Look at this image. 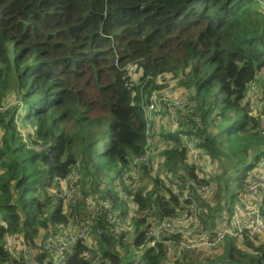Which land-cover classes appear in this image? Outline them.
Instances as JSON below:
<instances>
[{
    "label": "trees",
    "instance_id": "1",
    "mask_svg": "<svg viewBox=\"0 0 264 264\" xmlns=\"http://www.w3.org/2000/svg\"><path fill=\"white\" fill-rule=\"evenodd\" d=\"M133 6L140 9L127 10ZM132 62L143 70L141 86L123 68ZM167 74L172 85H159ZM263 77L260 0H0V108L10 88L21 100L0 112V264H61L60 245L46 242L72 220L91 227L94 246L68 243L66 264H97V257L98 264H166L163 243L148 246L147 226L193 201L208 207L213 226L264 159L261 119L246 99ZM141 87L184 97L175 105L182 133L199 141L219 172L200 177L186 163L179 132L154 137L175 142L163 152L168 178L139 160L154 136ZM261 103L264 113V80ZM19 120L31 125L25 134ZM133 165L139 170L128 186L121 177ZM69 177L81 193L64 203L58 181ZM207 185H214L212 202L200 191ZM7 236L31 252L12 255ZM222 247L218 255L184 253L172 264H264V236L228 238Z\"/></svg>",
    "mask_w": 264,
    "mask_h": 264
},
{
    "label": "built area",
    "instance_id": "2",
    "mask_svg": "<svg viewBox=\"0 0 264 264\" xmlns=\"http://www.w3.org/2000/svg\"><path fill=\"white\" fill-rule=\"evenodd\" d=\"M115 65L119 66V61H115ZM143 70L136 64L130 63L127 67V76L130 78V83H138L143 75ZM165 94L175 95L169 88L165 90ZM166 95L163 98H159L156 92L151 94L149 117L151 112L157 108V100H166ZM184 97L173 99V103L182 107L185 104ZM254 107V105H253ZM187 111L186 108H184ZM0 112H3V108H0ZM178 126L179 120L177 117ZM2 128L0 125V133ZM174 133V132H172ZM156 135L148 138V146L146 153L139 160L152 163V155L155 152V147L173 146L174 142L168 138L165 141L155 140ZM160 137L159 135H157ZM179 137L182 139V146L186 149V163L191 166H196L200 177H204L205 172H209L213 169V164L203 150L199 148V141L194 136L186 135L179 131ZM163 149V150H164ZM138 166L133 165L130 172L124 173L121 180L128 186H130V175L138 173ZM212 172V171H211ZM210 172V173H211ZM69 181L64 178L59 179L60 192L64 203H68L72 198L80 195L79 187L71 186L73 179L69 177ZM206 179H209V175ZM57 184V182H56ZM70 184V185H69ZM58 190V189H57ZM203 193V198L210 196L214 191V185H207L201 187L200 190ZM123 197L129 199L130 196L126 194L124 190H121ZM188 198V196H186ZM132 215L135 217L136 206L131 207ZM209 213L208 207L202 206L199 202L193 201L191 204L184 203L178 210L174 217L165 219L158 223H152L146 228V237L148 246L154 247L158 243H163L167 250L166 261L169 263L171 259L180 258L184 253L194 251L198 248H206L210 250H216L222 246L223 242L228 238H234L239 243H244L247 239H256L264 236V159H261L252 168L247 184L243 191L239 194L235 201L229 199V203L224 205V209L218 214L214 225L211 222H206L205 217ZM137 214V213H136ZM121 229L128 228L126 223L119 222ZM87 227H84L86 230ZM68 231V230H67ZM67 231H62L58 235H50L46 242V247H52L53 245H60L58 252L61 264H66L65 252L68 250V243L71 240L66 236ZM80 239L85 243L89 241L92 246V241L87 237L86 231L81 234ZM8 245L6 247L12 255H16L20 251H25L26 254L31 250L25 245L23 239H18L16 245L13 243L15 240L11 236H7L6 240ZM60 243V244H59ZM166 262V263H167ZM30 264H38L34 259H30Z\"/></svg>",
    "mask_w": 264,
    "mask_h": 264
},
{
    "label": "rangeland",
    "instance_id": "3",
    "mask_svg": "<svg viewBox=\"0 0 264 264\" xmlns=\"http://www.w3.org/2000/svg\"><path fill=\"white\" fill-rule=\"evenodd\" d=\"M260 3L263 5L264 7V2L260 0ZM130 63L124 65V69L127 71V67L129 66ZM119 66H121V64H119ZM173 76H171L170 74L164 75L163 77H161L160 79L157 80L159 85H172L173 83ZM263 80L264 77L259 79L256 82L251 83L249 91L246 95V99L250 104H253L254 107L250 108L251 113L256 116L259 117L261 119V123H262V127L261 130L263 131L264 134V113H263V107H262V103H261V97H262V84H263ZM137 86H141V83H137ZM167 87H162L159 89H154L152 90L150 93H146L145 91L142 90V87L140 89L141 91V96L147 100V103H143V114L144 116L148 119L149 122V132L153 135H165L168 133H172V132H179L180 130H182L181 128H179L178 126V121H177V114H176V107L175 104L173 103V99H178L180 98L179 96H175L172 94L166 95L165 94V90ZM153 92H156L159 96V98H163L164 95H166V100H157V108L156 110H153L150 114L151 117H149V110L148 108L150 107V99H151V94ZM7 97L5 99L4 104L2 105L3 111H6L10 106L16 105L19 106L21 103V100L19 98V96L17 95V92L15 91V89L10 88L7 90ZM175 94H178V91H175ZM19 122V126H20V130H22V132L25 134L28 130V128L31 127V125L29 123H24L23 121ZM2 128V126H1ZM3 131V128H2ZM256 131H258V129H256ZM182 141V139H181ZM175 144V142H174ZM155 147V152L152 155V159L153 162L152 163L154 165V173L158 172L159 175L164 176L165 178H168V176L163 175V171H164V161H163V149L164 147ZM215 164H213L214 166ZM218 166H214L213 169H211L210 171H214V173L217 171V169L219 168V164H217ZM219 172V170L217 171ZM216 172V173H217ZM241 173V169L237 172V174ZM74 174V180L77 181V179L79 178V174L78 171L76 170L75 172H73ZM212 175V173H210V176ZM55 190V189H54ZM80 193H81V189L79 188ZM60 196L62 197L61 193H59ZM207 202H212L213 201V193L208 196L205 197ZM91 200V211L94 212L97 209V201H95L93 198H90ZM132 207V205H131ZM132 213V211H131ZM138 215L135 213V218ZM133 217V215H132ZM85 224L81 222V224H76L73 220L72 222L69 223V227L67 229H65L64 231H67L66 236L68 237L69 240H71V243L74 244L76 240L80 239L81 234L86 231L87 237L92 241L93 246H94V236L91 234V227L86 228V230L84 229ZM7 242V241H6ZM5 242L4 246L6 247H11L12 245H8ZM14 245H16V242L13 243ZM223 247L220 246L218 249L216 250H210V249H206V248H198L195 250V252L197 253H203V254H210L211 252H214V255H218L221 253ZM71 248L68 246V250L70 251ZM133 251V249H132ZM134 252H136L137 254L141 255L143 254L141 250H135ZM192 252V251H191ZM121 254H124V252L121 250L120 251ZM189 253V252H187ZM217 253V254H216ZM138 259V258H136ZM176 257L175 259H171L169 261V263L167 262L166 264H172L175 263ZM97 264L99 263L98 257L95 261ZM10 264V263H8Z\"/></svg>",
    "mask_w": 264,
    "mask_h": 264
},
{
    "label": "water",
    "instance_id": "4",
    "mask_svg": "<svg viewBox=\"0 0 264 264\" xmlns=\"http://www.w3.org/2000/svg\"><path fill=\"white\" fill-rule=\"evenodd\" d=\"M136 9H140V7L139 6H133V7H128L127 8V10H129V11H133V10H136ZM90 14L93 15L94 13L90 12ZM98 16H100L101 22H103L105 15L104 14H99Z\"/></svg>",
    "mask_w": 264,
    "mask_h": 264
},
{
    "label": "clouds",
    "instance_id": "5",
    "mask_svg": "<svg viewBox=\"0 0 264 264\" xmlns=\"http://www.w3.org/2000/svg\"><path fill=\"white\" fill-rule=\"evenodd\" d=\"M170 134H172V135L174 136V133H170ZM159 136H160V135H159ZM173 142H174V141H173ZM164 150H165V149H164ZM164 150H163V151H164ZM7 250H8V249H7Z\"/></svg>",
    "mask_w": 264,
    "mask_h": 264
},
{
    "label": "bare ground",
    "instance_id": "6",
    "mask_svg": "<svg viewBox=\"0 0 264 264\" xmlns=\"http://www.w3.org/2000/svg\"><path fill=\"white\" fill-rule=\"evenodd\" d=\"M135 225H136V224H135ZM136 227H137V226H136ZM136 227H135V228H136ZM135 230H136V229H135ZM143 231H144V230H143Z\"/></svg>",
    "mask_w": 264,
    "mask_h": 264
}]
</instances>
